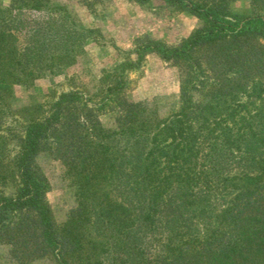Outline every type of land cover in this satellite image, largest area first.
<instances>
[{
	"label": "trees",
	"instance_id": "1",
	"mask_svg": "<svg viewBox=\"0 0 264 264\" xmlns=\"http://www.w3.org/2000/svg\"><path fill=\"white\" fill-rule=\"evenodd\" d=\"M165 1L202 27L177 46L142 40L137 59L92 90L18 109L15 87L67 78L89 35L48 0L0 8L4 264H264V14L235 13L233 0ZM31 10L47 18L28 30L21 15ZM150 53L184 74L167 118L127 96L126 73ZM42 154L62 162L75 190L62 224L46 199Z\"/></svg>",
	"mask_w": 264,
	"mask_h": 264
},
{
	"label": "rangeland",
	"instance_id": "2",
	"mask_svg": "<svg viewBox=\"0 0 264 264\" xmlns=\"http://www.w3.org/2000/svg\"><path fill=\"white\" fill-rule=\"evenodd\" d=\"M204 1V0H202ZM49 6L67 8L76 24L88 31L84 55L65 76H50L36 79L33 86L15 87L10 99L13 109L45 104L55 101L63 92L72 88L90 90L99 83L103 74L110 72L126 61L137 59L135 53L142 40L160 41L167 46H177L202 27L203 22L190 11H179L165 0L139 3L134 0H48ZM11 0H0V8L10 7ZM232 11L264 14V0H233ZM44 12L26 11L21 17L28 30L39 26L46 18ZM184 74L180 68L164 61L156 53H150L141 65L128 70L127 96L159 111L162 118L177 112L180 107V84ZM107 127H114L111 115L101 117ZM12 121L4 122V128ZM39 164L51 182L47 201L54 219L62 224L76 206L75 190L66 179V170L61 161L48 154L38 158ZM13 187L7 189L12 193ZM8 258L7 248L0 247V264ZM31 264H53L41 259Z\"/></svg>",
	"mask_w": 264,
	"mask_h": 264
}]
</instances>
